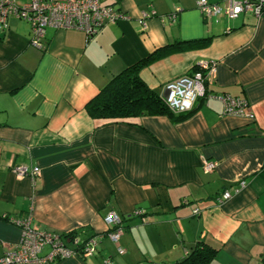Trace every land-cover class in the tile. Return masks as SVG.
<instances>
[{
  "label": "crops",
  "instance_id": "1",
  "mask_svg": "<svg viewBox=\"0 0 264 264\" xmlns=\"http://www.w3.org/2000/svg\"><path fill=\"white\" fill-rule=\"evenodd\" d=\"M197 1L100 0L126 18L90 38L48 27L43 48L26 21L9 19L0 31V256L20 235L6 217L31 213L43 231L98 240L93 254L54 264H178L196 249L213 250L205 264H264V16L214 20ZM166 49L139 69L150 89L162 96L166 82L208 62L205 93L215 97L198 98L181 120L88 114L113 76ZM221 95L244 100L249 115L225 114ZM204 159L216 168L204 171ZM225 190L232 195L219 200Z\"/></svg>",
  "mask_w": 264,
  "mask_h": 264
},
{
  "label": "built area",
  "instance_id": "2",
  "mask_svg": "<svg viewBox=\"0 0 264 264\" xmlns=\"http://www.w3.org/2000/svg\"><path fill=\"white\" fill-rule=\"evenodd\" d=\"M197 7L204 16L214 20L221 15L235 18L241 13L255 17L264 16V0H227L224 5L208 0H198ZM147 16L148 14H143L139 20L142 27L146 26L145 17ZM11 18L26 21L30 26L31 44L43 48L48 27L80 29L87 38H90L103 25L114 24L126 16L111 6L102 5L100 0H27L22 5H18L16 0H0V31L8 28V21ZM213 70V63L201 62L190 74L166 82L161 96L165 105L171 111L181 113L190 111L194 102L200 97H215L206 95L204 87L205 72ZM217 97L223 103L225 114L249 115L244 100L229 95ZM201 166L204 171L211 172L216 168L217 162L204 159L201 161ZM14 171L17 175L27 173L24 168H16ZM37 174L38 169L34 168L30 177L34 178ZM242 186L244 181H240L234 191ZM231 195L230 191L225 190L221 193L219 200H226ZM194 212L197 213V209ZM143 213L142 210L135 212L136 215H143ZM31 216V213H28L24 218L6 217L10 223L19 228L20 235L16 243L5 248L0 256V264H54L55 261L72 254L89 256L96 251L98 246L96 237L83 238L79 234L72 233L71 238L65 240L62 234L41 230L32 223ZM105 221L114 225L108 232V236L113 243H117L122 232L119 218L110 212L105 216ZM68 244H72L73 247H68ZM117 250L121 252L119 246Z\"/></svg>",
  "mask_w": 264,
  "mask_h": 264
},
{
  "label": "trees",
  "instance_id": "3",
  "mask_svg": "<svg viewBox=\"0 0 264 264\" xmlns=\"http://www.w3.org/2000/svg\"><path fill=\"white\" fill-rule=\"evenodd\" d=\"M206 41L187 44L186 47L204 46ZM173 49V48H171ZM171 52L166 49L154 52L141 62L126 67L113 76L108 84L86 104V111L92 118L111 119L140 117L146 115H167L174 120H181L188 116L192 110L175 114L163 102L162 97L150 89L139 77L141 66L151 63L162 55ZM65 240L72 234H62ZM213 250H193L178 264H205Z\"/></svg>",
  "mask_w": 264,
  "mask_h": 264
}]
</instances>
